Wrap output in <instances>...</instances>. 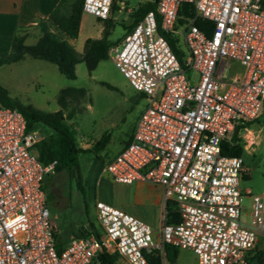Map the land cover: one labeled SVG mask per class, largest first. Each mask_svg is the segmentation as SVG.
I'll return each instance as SVG.
<instances>
[{
  "label": "built area",
  "instance_id": "1",
  "mask_svg": "<svg viewBox=\"0 0 264 264\" xmlns=\"http://www.w3.org/2000/svg\"><path fill=\"white\" fill-rule=\"evenodd\" d=\"M155 1L159 19L146 12L120 45L109 49L147 105L129 142L101 172L113 183L161 186L163 203L174 206L176 218L168 221L165 214L154 230L97 200L99 236H75L58 250L42 189L54 162L44 165L35 153L46 135L26 131L17 108L0 106V264H92L98 252L116 254L115 264H152L150 254L168 264L165 244L190 249L197 264H245L264 236V188L251 196L250 221H242L244 160L222 148L236 121L255 118L264 104V0ZM114 2L83 0L82 11L107 19ZM184 2L193 4L194 15L182 25L186 56L180 61L161 31L177 33V11ZM198 18L212 23L209 34L196 25ZM189 71L198 73L197 80ZM243 130L248 151L253 133Z\"/></svg>",
  "mask_w": 264,
  "mask_h": 264
},
{
  "label": "rangeland",
  "instance_id": "2",
  "mask_svg": "<svg viewBox=\"0 0 264 264\" xmlns=\"http://www.w3.org/2000/svg\"><path fill=\"white\" fill-rule=\"evenodd\" d=\"M115 1L117 9L112 16L113 24L108 39L120 45L126 34L124 26L130 25L133 11L143 2ZM82 20L89 35H100V28L104 25L103 19L82 13ZM184 23L185 21L177 23V33L174 34L178 38V47L183 52L182 58L186 56L181 35ZM82 36L81 34L78 42ZM32 43V37L26 40V44ZM234 68L241 71L236 65ZM189 74L193 81L197 80V72L189 71ZM101 82L108 83L111 88ZM0 85L18 101L49 112L59 109L57 95L62 88L85 89L86 94L79 98L78 102L81 110L71 120L78 144L83 148L91 147L105 132L109 133V142L98 156L92 152L79 153L78 169L72 168L50 175L46 180V204L50 220L57 228L58 242L65 243L84 231L101 233L95 214V202L98 199L95 180L98 167L106 155L124 147V143L132 135L135 123L147 105L144 94L129 84L110 56L101 60L91 72H88L84 62L77 63L73 79L62 75L53 63L26 56L23 60L0 67ZM260 116L264 118V104ZM247 128L252 131L255 143L242 155L246 168L245 175L240 179L243 208L241 220L244 222L250 221L251 196L259 194L264 188V125L254 122ZM38 130L42 134H49V130L44 126H39ZM244 133L245 130L239 132L243 144ZM116 184L122 187L120 183ZM247 189L250 190V195L245 193ZM178 250L174 264H197V255L193 251L181 248ZM263 252L264 236H259L255 248L247 253L245 264H255L258 255ZM261 264H264V259Z\"/></svg>",
  "mask_w": 264,
  "mask_h": 264
},
{
  "label": "trees",
  "instance_id": "3",
  "mask_svg": "<svg viewBox=\"0 0 264 264\" xmlns=\"http://www.w3.org/2000/svg\"><path fill=\"white\" fill-rule=\"evenodd\" d=\"M82 2L83 0H60L49 14V18L71 38H76L78 36L83 13ZM116 9L117 6L114 2L111 6L110 16L107 19H103L104 25L102 27L101 36L99 38L89 37L85 39L81 53H78L67 42L59 40L47 32L42 33L33 44H26V32L25 30L19 29L13 37L9 53L0 57V67L4 64L18 62L23 60L26 56H29L55 64L58 71L70 79L75 77V65L79 62H84L88 72H91L101 60L109 57V49L117 44V42L108 39L113 24L112 16ZM148 11H153L159 19L156 1L143 2L133 11L132 22L130 25L124 26L125 32H129L133 25ZM193 15V4L189 2L182 3L177 11L175 27H177V23L186 21V18ZM196 25L201 30H206L208 34L212 28V23L210 21L201 18L196 19ZM161 33L165 36L170 47L181 61L183 52L178 47V38L173 32L161 31ZM101 83L111 88V85L108 83ZM85 94L86 91L83 88H62L57 95L59 109L49 112L31 104H24L18 101L11 97L8 91L0 85V106L17 108L26 121V131L38 129L39 126H44L50 130L49 134L35 144L37 159L42 164L46 165L54 162V172L47 173L42 181V189L45 192V196L46 180L50 175L63 170H71L72 168L78 169L77 155L79 153L92 152L98 156V153L103 150L109 142V133L105 132L91 147L83 148L79 146L76 139V131L71 120L74 115L81 110L78 102L79 98L83 97ZM254 122H259L264 125L263 116L261 117L259 114L250 120L239 118L235 123L233 131L222 139L223 153L227 155H243L245 150L243 148V142L239 137V132L249 127ZM166 216L168 221L176 218L174 206L170 203L166 205ZM86 233H91V231H84L82 234ZM94 233L97 236L100 234L98 232ZM62 245L63 244L56 239L58 250L62 249ZM163 253L166 261L170 264H174L179 250L175 246L165 244ZM263 259L264 252L258 255L255 264H261ZM116 261V254L98 252L92 264H115ZM149 261L152 264H160V257L150 254Z\"/></svg>",
  "mask_w": 264,
  "mask_h": 264
},
{
  "label": "crops",
  "instance_id": "4",
  "mask_svg": "<svg viewBox=\"0 0 264 264\" xmlns=\"http://www.w3.org/2000/svg\"><path fill=\"white\" fill-rule=\"evenodd\" d=\"M59 1L0 0V57L9 53L13 37L19 29L25 30L26 40L32 37L34 42L42 33H50L55 38L67 42L78 53L82 52L85 39L89 37L99 38L101 36L102 27L100 28L99 36L92 37L89 35L81 17L78 36L76 38L69 37L49 18V14ZM81 34L83 36L78 42ZM130 138L131 135L127 141ZM122 148L120 147L111 155H106L105 159L100 161L95 180L97 200H103L129 212L141 220L149 222L153 226L152 228L157 230L161 224L162 217L166 214V205L163 203L161 186L149 182L136 181L128 185L121 184L122 187H118L119 184L111 182L101 172L103 164L111 160Z\"/></svg>",
  "mask_w": 264,
  "mask_h": 264
}]
</instances>
